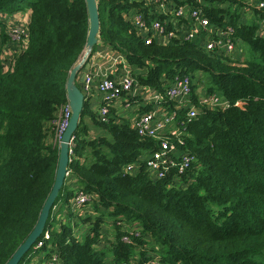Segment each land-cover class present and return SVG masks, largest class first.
<instances>
[{"label":"trees","instance_id":"1","mask_svg":"<svg viewBox=\"0 0 264 264\" xmlns=\"http://www.w3.org/2000/svg\"><path fill=\"white\" fill-rule=\"evenodd\" d=\"M96 1L99 43L124 55L139 84L162 91L177 76L203 72L210 79L205 91L219 93L228 106H200L192 118L178 111L179 133L164 137L195 161L182 173L171 169L152 179L144 156L157 140L139 136L113 106L107 122H100L85 99L64 184L42 234L18 264L33 251L41 253L37 264L52 252L59 264H264V34L257 31L264 5L171 0L202 10L214 25H231L237 48L252 52L241 60L195 41L146 44L125 14L155 17L153 6ZM245 11L251 17L243 19ZM16 13L27 14L26 21L9 24ZM16 24L25 25L27 38L8 58L14 44L9 27ZM88 26L85 0H0V264L33 229L53 183L58 143L50 123L67 104L65 82L83 53ZM130 163L137 166L134 174L123 169ZM78 188L93 197L72 219ZM102 222H110L113 234L106 251L110 237ZM45 231L48 239L34 249Z\"/></svg>","mask_w":264,"mask_h":264},{"label":"built area","instance_id":"2","mask_svg":"<svg viewBox=\"0 0 264 264\" xmlns=\"http://www.w3.org/2000/svg\"><path fill=\"white\" fill-rule=\"evenodd\" d=\"M145 1L147 5L154 7L152 12L156 14L155 17L145 16L141 12L132 10L125 14V18L132 23L144 43L149 44L154 41L168 43L173 40L195 41L200 43L206 51H214L217 55H234L233 52L237 46L231 25H214L202 10L193 6H173L171 0ZM211 1L219 2L220 0ZM256 5L261 8L264 4L263 1L256 0ZM161 15H163V18H160ZM170 23H172V27L169 28ZM257 31L261 35L264 34V15L259 21ZM9 35L10 40L14 43L13 45L16 47L21 46L22 40L27 38L25 25L10 26ZM97 54L102 60L106 59L105 61L110 69L119 63L122 64L119 71L113 74L111 71H107L101 63L96 64L94 62L95 69L87 70L84 73L80 89L83 91L85 99L88 98L92 90L100 95V104L96 112L99 121L107 122L110 107L124 95L129 99L132 98L130 101L128 99L122 101L125 108H129L133 102L137 103L138 100H141V103H148L153 107V110L139 114L132 123L133 129L139 136L152 138L158 142L157 147L144 156L146 173L152 179H161L171 169H174L177 173H182L188 169L190 164L195 161L194 155L185 150H180L175 143L164 137L168 132L175 135L179 133L180 121L177 119V112L183 110L187 118H192L196 115L200 106L226 107L228 102L219 93H207L206 91L197 95L196 103L193 102L192 77L187 74L175 77L162 91L150 86H143L123 65L124 61L120 59L124 55L121 52L103 45ZM89 68L91 67L88 65ZM160 106H166L167 109L161 111L159 110ZM70 114L71 110L67 103L59 111L56 119L50 123L55 128L54 141L57 143L61 139ZM174 124L178 130L176 132L170 129ZM72 139L73 136L69 142V154L71 153ZM134 165L132 163L127 164L123 169L126 173L134 174L137 168ZM92 197L93 195L90 192L80 188L76 189L72 197L73 211L76 213L79 207L90 204ZM76 215H78V212ZM48 237V231H45L43 239L34 245V249L41 247L43 241ZM123 240L127 241V238L123 237ZM42 264H59L57 254L52 252L44 259Z\"/></svg>","mask_w":264,"mask_h":264},{"label":"water","instance_id":"3","mask_svg":"<svg viewBox=\"0 0 264 264\" xmlns=\"http://www.w3.org/2000/svg\"><path fill=\"white\" fill-rule=\"evenodd\" d=\"M86 10L88 15V31L86 35V43L81 58L74 65L69 72V75L65 82L66 99L70 107L71 114L68 119V123L61 135V139L58 143V158L54 174V180L51 185L50 191L41 207L38 219L27 235L25 240L18 246L10 259L5 264H18L24 254L32 247L38 237L42 234L49 212L54 205L55 199L58 195L60 188L64 184L65 177L67 175V166L69 162V142L72 138L76 127L79 122V118L83 109L85 101V95L80 87L75 83L76 74L81 67L88 68L86 63L90 53L98 41L99 30V15L98 6L96 0H85Z\"/></svg>","mask_w":264,"mask_h":264},{"label":"crops","instance_id":"4","mask_svg":"<svg viewBox=\"0 0 264 264\" xmlns=\"http://www.w3.org/2000/svg\"><path fill=\"white\" fill-rule=\"evenodd\" d=\"M9 19V24L11 23H16V22H25L27 19V14H23V13H19V14H14L11 17H8ZM15 45H11L6 49V56L8 58L12 57V55H14L15 49L14 48ZM103 47V44H100L99 42L97 43V45L94 47V49L92 50V52L89 55V58L87 60L86 63H88V65L91 68H85V67H81L79 69V71L76 74V78H75V83L77 84L78 87L81 86V83L83 81V76L84 73L87 70H92L95 69V66L93 65L94 62H96V64L101 63L102 66L107 70V71H111L113 74L116 71H119V69L122 67V64L119 63L116 66H113V68H109L108 63L105 61L106 59L102 60V58L99 57V55L97 54L98 50ZM122 61H124L123 65L128 69V71L130 73H132V75H134V73L132 72L131 68L128 66V63L126 61V59L123 57L122 59H120ZM94 67V68H93ZM125 99V97L123 96L122 98H120L118 101H116L112 107V113L115 114L116 116L119 117V119H125L127 121H129L131 124L133 123V120L141 113H145V112H151L153 110V107L151 105H149L148 103H141V100H138L137 103L133 102L132 105L129 108H124L122 105V101ZM88 101L90 104V108L96 113L97 109L99 107L100 104V95L95 91L92 90L91 94L88 96ZM167 107L166 106H160L159 110L164 111L166 110ZM160 113V112H159ZM88 122V121H87ZM89 123V128L91 131V134L95 133V128ZM146 155V154H145ZM75 185V184H74ZM73 185V186H74ZM65 212V210H64ZM62 214V213H61ZM37 261V259L35 260V262ZM37 263V262H36Z\"/></svg>","mask_w":264,"mask_h":264},{"label":"rangeland","instance_id":"5","mask_svg":"<svg viewBox=\"0 0 264 264\" xmlns=\"http://www.w3.org/2000/svg\"><path fill=\"white\" fill-rule=\"evenodd\" d=\"M243 19L244 18H249L251 17V14L248 12V11H245L244 12V15H243ZM242 45V44H241ZM239 48V49H238ZM238 48H236L234 50V53H237L238 55H236V57H239V59H245V58H248L252 55V52L250 50H248V48L246 46H239ZM238 50V51H237ZM233 53V54H234ZM234 56V55H233ZM209 77L206 73L203 74V72H196L194 74V76L192 77V82H193V86H192V92L196 95H200L202 94L203 92H205V88L208 87V82H209ZM125 108V107H124ZM170 129H172V131H178L177 128H176V125L174 124ZM65 210V205L62 206L61 208V217H64L66 216V213L64 212ZM90 211L92 212V206L90 208ZM65 213V214H64ZM74 218L72 219H79L76 214L75 216H73ZM59 219V218H58ZM110 223V222H109ZM109 223H103L102 224L104 225V227H102V231L104 232V235L107 236V237H110L111 235L113 236L112 232H111V227H109ZM84 226H87L88 223L87 222H84V224H82ZM106 227V228H105ZM88 229V227L84 228V230L86 231ZM107 229V230H106ZM76 230L78 231L79 235L80 234H83L84 231L81 229V224H79V227L76 228ZM112 237L106 239L103 243V246L102 248L105 249V251L108 249V246H109V243L106 244L107 241L111 240ZM149 246L153 247L154 246V243H150L148 244ZM148 246V248H149ZM153 251V250H152ZM108 253V252H106ZM33 255H31V257L29 258L28 262L26 264H37L36 262L38 261V257L41 256V253L39 251H36L32 253ZM37 259V261L35 262V260ZM151 264L153 263V261L150 262Z\"/></svg>","mask_w":264,"mask_h":264}]
</instances>
